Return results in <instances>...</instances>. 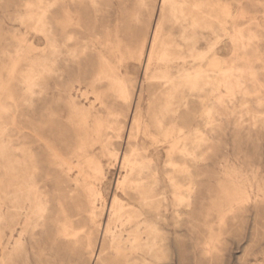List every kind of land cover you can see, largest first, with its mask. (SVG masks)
Instances as JSON below:
<instances>
[{
	"label": "rangeland",
	"instance_id": "obj_1",
	"mask_svg": "<svg viewBox=\"0 0 264 264\" xmlns=\"http://www.w3.org/2000/svg\"><path fill=\"white\" fill-rule=\"evenodd\" d=\"M52 1L0 0V132L3 127L8 130L5 137L10 144L8 151H5V157L14 163L2 168L0 164V235L4 243L0 246V264H141L138 254H123L118 257L117 254L111 253L107 249L108 241L103 238V229L94 230L93 247L96 249V255L92 257L89 254L85 240L86 234L91 231L92 223L70 222L78 218H73L77 214L87 218V201L95 198L96 204L98 203V215L103 214V217L98 216L95 218L97 221H94H100L109 228V237L110 231L121 229V224L116 219L120 212H117L115 199L128 200L130 204L134 203L132 200L145 198L151 202L154 200L155 204L163 203L164 199L169 200L167 214L170 217L162 222V244L166 254H162L161 261H153V264H264V128L261 122L254 127L255 118L261 117L264 120V103L259 105L257 102L259 99L264 100V87H254L253 77L249 75L250 70L255 71L258 76L256 80L264 83V0H188L185 10L191 19L189 18L186 24V38L195 37L196 47L201 51H207L208 45L202 42L200 31L207 33V28L211 27L221 39L217 50L207 53L204 60L198 58V52L190 51L192 43L182 42V22L169 20L168 11H162V0H155L153 10L141 9L137 0H101L102 13L99 15L92 9L89 0H61L48 14V20L56 27L59 42H63L67 34L75 35V40L68 44V48L78 49L80 58L70 61L68 66L63 64L56 67L64 72L62 77H47L49 91L37 99L33 113H28L23 105V86L19 83L31 66L38 70L43 60L50 58L49 45L36 29V21L41 12L39 8H45ZM27 2L34 6V18L25 6ZM198 2L201 5L196 11L194 5ZM63 3L72 12L78 13L77 24L68 18ZM217 14H220L219 17ZM192 19L199 22V27L190 26ZM239 32H243L246 38L255 35V43L247 49H242L239 43L233 42L235 34ZM98 34L99 38L96 37ZM108 43L109 46L106 45ZM19 44L27 49L20 62L16 59V47ZM118 46L122 54L114 52ZM163 50L170 53V63L161 61ZM103 56L109 58L117 75L125 77L132 98L131 103L118 98L111 83L102 90L109 96L110 117L104 116L107 124L111 126L106 132L110 137L109 149L118 153L117 159L104 154L99 145L92 146L82 118L70 108L63 95L66 86L61 79L65 78L67 81L74 77L77 71H83L84 64H87V69L91 72L98 73ZM123 56L125 64L124 68H121ZM232 66L237 75L238 70L244 72L247 83L245 89L251 93L246 95L240 89L234 88V103H230L225 97L228 95L226 89L218 88L216 80L220 77L216 78L211 74L214 78L212 85L204 87L202 93L192 98L188 106H182L180 111H175L178 110L179 104L175 99H179V96L169 100L168 88H163L158 80L153 78L161 77L164 73L175 75L178 69L193 71L202 67L210 74L214 70H228ZM10 76L11 78H8ZM94 96L89 95V102L93 100V104L100 105ZM171 101L173 105L167 103ZM3 102L6 105L2 104ZM209 110L215 111L220 120L216 135L206 128L210 119ZM115 114L118 118H114ZM184 127L192 131L197 128L202 130L207 142L203 148L197 150L199 157L194 163L189 157L180 155L178 150H173L169 156H172L174 167L167 164L170 158L164 149V143L169 142L168 146L176 143L178 131ZM187 145L191 146V143L188 141ZM182 146L183 143H180L177 147ZM89 155L101 164L104 179L97 177L91 168L86 169L88 166L85 159ZM124 158H138L145 162L144 172H134L132 175L130 181L135 182L133 186L131 183L123 185L124 178L129 173V167L123 164ZM17 159L22 162L18 169L15 165ZM34 171L38 174L36 181L39 192L36 196L40 193L47 195L59 213L62 223L71 225L72 228L65 232L57 219L46 223L39 230L35 242L28 247L29 262H26L20 256H11L6 248L10 232L21 229V218L19 220L17 217L18 220L13 221L16 212L12 207L17 204H8L10 199H6L5 193L8 191L13 194L17 184L24 191V182L30 179ZM86 177L89 181H86ZM151 177H158L162 188L157 186L155 178ZM168 177L175 178L174 185ZM155 186L157 188L154 189ZM90 188H97L100 194L93 197ZM178 188L184 196L194 189L190 205L175 206L174 191ZM244 190L248 192L250 199L245 198ZM163 191L166 196L162 195ZM19 201L20 205L26 202ZM34 202L35 200H32L30 205L29 215L32 218L36 216ZM176 208H179V213ZM125 211L122 213L127 219V226L124 228L126 235L137 237L140 217L132 210ZM153 213L157 215V212ZM23 219L26 221L25 216ZM107 224H110V227ZM73 235H79L80 241L76 244Z\"/></svg>",
	"mask_w": 264,
	"mask_h": 264
},
{
	"label": "bare ground",
	"instance_id": "obj_2",
	"mask_svg": "<svg viewBox=\"0 0 264 264\" xmlns=\"http://www.w3.org/2000/svg\"><path fill=\"white\" fill-rule=\"evenodd\" d=\"M137 1H138V4H139V6H140L141 9H146V10L151 9V10H153L155 8V2H156L155 0H137ZM60 2H61V0H53L52 2H49L46 7L44 6L45 8H39L41 10V12L38 14V17H37V21H36L37 22L36 23L37 28L36 29H38L39 30V33H41V35L44 36V39L46 40V42L49 45V50L51 51V55L49 56L50 58L43 60V62L39 65V69L38 70L34 69V67H32L30 65L31 67L28 69V72L26 73V75H24L22 77V79H21V81L19 83V84H21L23 86V88H21L22 89V93H23V103H24L23 105H24L26 111H28V113H31V112L33 113L34 107L36 106L37 99L43 97V95H45L49 91V89L47 87L48 84L46 83L47 77H51V76H56L58 78L62 77L61 75H63L64 72L62 73L61 70H59V69L57 70L56 67L57 66L60 67L63 64H65V65L67 64V66H68L69 65L68 63L70 61H76V60H78L80 58L79 50L78 49H69L68 48V44L71 43L73 40H75V35L67 34L66 37H65V39L63 40V42H59L58 35L56 33V27L48 20L49 19L48 18V14L52 10H54L55 6H58V4ZM89 2H90V5H91L92 9L95 11L96 14L99 15L100 13H102V5H101L102 2H101V0H89ZM187 4H188V0H162V11H168V13H169V20L170 21L172 20V21H175L177 23H181L182 22L181 32H180V36H181V38L183 40L182 42H184L185 44L186 43H192L193 46L191 47L190 51L191 52H198V58L201 59V60H204L206 58L207 53L213 52V51H216L217 50V46H219L218 44H219V41L221 39H220V36L217 34V31L214 30L211 27L207 28V30H206L207 33L203 32V31H200V36L202 38L201 39L202 42H204V43H206L208 45V50L207 51H201V50H198L197 47H196L197 46V42L194 40L195 37H194V39L193 38H190V39L186 38V30H187L186 24L188 23V19L190 18V17H188V15L186 13V10H185V7H186ZM200 5L201 4L199 2L194 5V7L196 8L195 9L196 11H197V9L200 8ZM25 6L29 8V12L30 11L32 12V18H34L35 15H34V6H33V4L30 3V2H27ZM63 6L66 8L68 18L69 19H72V21L77 24L79 22L78 13L77 12L76 13L72 12V10L66 4H64V3H63ZM222 11H224V10H222ZM192 13H194V12H192ZM219 15H218V17H219ZM203 17H205V16H203ZM213 17H214V15H213ZM209 20H210V18H209ZM21 21H23V20H21ZM24 21H25V19H24ZM189 24L193 28L199 27V22L196 19H192V21ZM191 27H188V28H191ZM106 28L109 30V26H107ZM79 31H80V29H79ZM187 32H188V30H187ZM156 33H157V31H156ZM192 33L194 34V32H192ZM193 34H191V35H193ZM187 35H188V33H187ZM99 36H100L99 34L96 35L97 38H99ZM211 36H214V37H211ZM114 37H116V36H114ZM255 39H256V36L255 35H251L250 37L246 38V36L243 34V32H239V33L235 34L234 41L233 42L234 43L235 42L236 43H239L240 44V47L242 49H247V47L252 46V44L255 43ZM106 45L109 46V43L106 44ZM152 47H153V45H152ZM37 48H40V47H37ZM105 48H103V49H105ZM101 51H99V52H101ZM151 51H152V49H151ZM176 51H178V50L176 49ZM176 51H174V52H176ZM26 52H27L26 47H24L21 44H19L16 47V59L18 61L21 60V58L25 57ZM114 52H117L119 54H122V50L120 49V46H118V48ZM168 53L163 50V53L160 55L162 62H168V63H170L169 61L172 60V58L169 59L168 56H170V55H168ZM109 54H111V52ZM177 58H175V59H177ZM98 61H99V59H98ZM116 62H118V61H116ZM30 64H32V63H30ZM124 64H125V58L123 56L122 57V61L120 62V65H121L120 67L121 68H124ZM217 64L218 63L216 62L215 65H217ZM17 65H18V63H17ZM15 67H17V66H15ZM233 67L234 66H232L228 70H225V69L224 70H221V71L220 70L219 71L214 70L210 74H208L209 72L206 71V70H204L202 67H199V68H197V69H195L193 71H191V70H185V69H178V71H177V73L175 75H170L169 73H164L163 76H161V77L158 76V78H157L155 76L153 78L155 80H158L157 82H159L162 85L163 88H168V91H169L168 92V98H169V100H172L176 96H179V99H175V100H178L179 101L178 110H175V111H180V109H181L182 106H188L189 105L190 100L192 98L194 99V98L197 97V95L199 96L200 93H202V91L204 90V87H207V86L212 85V81H213L214 78H213V75L211 76V74H214L216 76V78L217 77H220V79L218 78L216 80L217 85H218V88L219 89L220 88L226 89V91L228 92V95L227 96L224 95V96L227 98V100L230 103H234V98H235V95H236V94H234V88L240 89L241 92H243L246 95H251V93L247 89H245V87H247V86H245V84H247V83H245L244 72L241 71V70H238L237 71L238 72V75H237L235 73V69ZM146 69H147V66H146ZM214 69H216V67H214ZM10 71H12V70H10ZM254 72L251 71V70H250V73L247 72V73H249V75L251 77H253V80L254 81H252V82L254 84V87H255V85H260L261 87H264L263 86L264 83L262 84L261 81L256 80V79H258L257 78L258 76H256V74ZM8 78H11V76L8 77ZM61 80H63L64 86H66V89L64 90V93H63L64 98L70 104V108L74 109V112H76L78 114V116L82 118V122H83V124L87 128L88 139L93 144L92 146L99 145L101 147V149H102V152L104 154H106L107 156L110 155V156H112V157H114V158L117 159L118 153H116V151H114V150L109 149V138L110 137H109V135H107L106 132H107V130H109V126L110 125H108L107 122H106V120L104 119V116H107V117L109 116V96L105 93V91H102V90H103V87H105V86H108L109 87V83H111L113 85V90H115V92H116L115 95L118 98H122L127 103H129V102L131 103L132 98H131V94H130V91H129V85L127 84V81H126L125 77L123 75H117L114 72V70L112 69V66H111V64L109 62V58H107L106 56H103L102 57L101 70L98 73L93 72V71L91 72L90 70L87 69V64H84L83 65V71H77L76 75L74 77L68 79L67 81L65 80V78L64 79H61ZM7 87H8V84H7ZM9 88H10V86H9ZM4 89H5V87H4ZM91 94L95 95L94 97H96L95 99H96V101L99 102L100 105L93 104V103H95V102H93V100H92V102H89L90 101L89 100L90 99L89 98V95H91ZM240 94H242V93H240ZM106 96H107V98H106ZM168 98H166V100ZM263 101L264 100L259 99L257 102H259V105H261L262 103H264ZM7 102H8V100H7ZM241 102H242V100H241ZM167 103H171L172 104V101L171 102H167ZM219 103H218V105H220ZM2 104H4V102ZM4 105H6V104H4ZM7 107L8 106H5V108H7ZM168 108H169V106H168ZM170 109H171V107H170ZM5 112H6V109H5ZM11 112H12V110H11ZM209 112H210V110H209ZM214 112L215 111H211L208 114V111H207V114L209 115V118L210 119H209V121L207 120L208 122L206 123V128H208V130L210 131L211 134H215L216 135V131L218 129L217 126H218V123H220L219 122L220 120L218 119L219 117L217 118V116L215 115ZM167 115H168V112H167ZM219 115H220V113H219ZM222 115H223V113H222ZM117 116L118 115H116L114 118H116ZM253 119H254V117H253ZM258 122H261L262 127L264 128V120L261 119V117L254 119V127H256L258 125ZM240 127H241V125H240ZM110 128H111V126H110ZM241 128L243 129V127H241ZM169 129H171V128H169ZM254 130H255V128H254ZM7 132H8V130H7L6 127H3L1 129V132H0V164H1V168L2 167H7L8 165H11L13 163L11 159L10 160L9 159L6 160V157H5V155H6L5 154V151L7 150L8 146L10 144V142L7 141V139L5 137L8 134ZM263 132H264V130H263ZM167 134H168V132H167ZM178 134H179V136L176 138L177 142L175 141L176 143H173L172 146L171 145L170 146L167 145L169 142H165L164 143V149L167 151L168 156L171 155V152L176 149V151L178 150L177 152H179L180 155H182L183 157H189L191 159L192 163L197 162L198 161V157H199V155H197V150H200L201 148H203V145H205L206 142H207L206 138H204V136H205L204 135V132L202 130L198 129V128L196 130L192 131V130L188 129L187 127H184V128L179 129ZM200 134H202V135H200ZM170 140H172V139L170 138ZM85 141H87V140H85ZM188 141L191 143V146L190 145L189 146L187 145V142ZM180 143H183V146L180 147V148H178L177 146ZM81 144L82 143H80V146H81ZM49 152H51V151H49ZM71 153L72 152H70V154ZM86 155H88V154H86ZM127 158H124L123 164L126 165L127 168L129 167V173L125 176L123 185L124 184L127 185V184L131 183L130 179L133 178L132 175L134 174V172L143 173L144 172V167H145V162L143 160L138 159V158H136L134 160H129ZM169 158L170 159L168 160L167 164L173 166L175 163H173L172 156H169ZM19 159H17V161L15 162L16 169H18L17 167H19V166L22 165V162ZM55 160H56V158H55ZM85 160H86V163H87L86 165L88 166L86 169L91 168L93 171L96 172V174L98 175L97 177H100V179L101 178L104 179L102 177L103 176V169H102L101 164L99 162H97L95 160V158L92 157V156H90V155L89 156H86V159ZM15 165H14V168H15ZM9 167L7 169H9ZM174 167H175V165H174ZM174 167H173V169H174ZM176 167H177V165H176ZM36 168H38V167H36ZM60 170H61V167H60ZM25 171L26 170H24V172ZM90 172L91 171H89V173ZM186 173L188 174V171ZM92 175H95V174H92ZM135 175H137V174H135ZM21 176H24V175H21ZM139 176H140V174H139ZM88 177H86L87 178L86 181H89L88 180ZM97 177H96V179H97ZM37 178H38V174H37L36 171H34V174L32 176H30V179H28L27 181L24 182V185L26 186L25 189H24V191H23L22 187H20V185L17 184V189L16 190L14 189L15 191L13 192V194H12V192H8V191L5 193L6 194V199H10L9 202H8V204L10 202H12V204H13V202L15 204H17L16 206H13L12 207V208L15 209V212H16V213L14 212L15 214L13 213L15 215V217L13 216L14 218H12L13 221H16L17 217H19V220L21 218V220L19 222V225L21 226V229L20 230L14 229V230H12L10 232V235H9V238H8V243H7L6 248L9 250V253H10L11 256H15V255L20 256V258L24 259V261H26V262H29V254H28V251L29 250H28V247L30 246V244H32V243L35 242V239H36V236H37L39 230L46 223L51 222L52 219H57L58 223H60L62 225V227H63V229H64L65 232H67L68 229L71 227V225H68L66 223H62V221L60 219V216H59V213L56 211V209L53 206L52 202L47 198V195H45L44 193H40V195L36 196V193L39 192V188L37 186V181H36ZM65 178H69V177H65ZM83 178H85V177H83ZM154 178H152V179H154ZM75 179H76V177H75ZM169 179H170L169 180L170 183L172 185H174L175 184V178L174 177H170ZM256 179H257V177H256ZM19 180H20V178H19ZM69 180H71V178ZM73 180H74V178H73ZM83 180H85V179H83ZM13 181H14V179H13ZM15 182H17V181H15ZM150 182H152V181H150ZM141 183L142 184L143 183L146 184L145 182H141ZM141 183H139V184H141ZM131 184L133 186V184H135V182H132ZM148 184H150V183H148ZM155 184L157 186H160L161 185V182H160V180H159L158 177L155 178ZM87 187H89V186H87ZM144 187H145V185H144ZM12 188H14V187H12ZM76 188L77 187H75V189ZM80 188H81V185H80ZM152 188H153V186H152ZM155 188H157V187L155 186L154 189ZM90 189H92V188H90ZM158 189H159V187H158ZM83 190H84V188H83ZM142 193H143V196H144V192H142ZM193 193H194V189L192 191L189 190L188 195L187 196H184L183 195L184 193L182 194L180 192V188H178L176 191H174V197L176 199L175 200V206L190 205L191 202H192L191 195ZM99 194L100 193H99V191H97V188L92 189L91 195L93 197H96ZM243 194L246 196V197L244 196L246 199H250L249 198L250 196H249L248 192H246L244 190L243 191ZM73 195H74V192H73ZM162 195L163 196H166V192L163 191ZM87 199H89V198H87ZM95 199L94 200H92V199L90 200L89 199L90 201H87V203L89 202V204H88L89 207L87 206L88 207V211H87L88 217L87 218L86 217L84 218V216H80L81 214H77V215L73 216V218H76V217H78V218H76L74 221L71 220V222H70L71 224H73V223H79L81 221H89V222L92 223V225L90 226L91 227V231L86 234V240H85L87 242L86 244H87V247H88L89 254L92 257H94L96 255V249L93 247V243H94L93 242V237L95 235V234H93V232H94V230H98L99 231V230H102L103 229V231H104L103 238H104V240L106 239V241H108V248L107 249L110 250L111 253L117 254L118 257H119V255H123V254H126V255L138 254L139 255L138 257H139V260L141 261V264H153V261H155V263H158L159 261H161L162 254L163 255L166 254V251L164 252V248H163V244H162L164 242V239L162 237V232H163L162 222L168 220L169 217H170L167 214L168 211H169V200H165L164 199V200H162L163 203H161V204H155L153 202L154 200L151 202V200H148V199L145 198L144 200H132L134 203L130 204V203L127 202L128 200L127 201H124V200H116L115 199V203H116V205L118 207V211L117 212H120V215H117V218L116 217L115 218L121 224L120 225L121 226L120 227L121 229L120 230L110 231V237H109V228L107 226H106L107 227L106 228L104 225H102L100 221H99V223L95 222V221H97V220H95L96 217H98V216H100V218L103 217V214L98 215V207H97V204L98 203L96 204V201L97 200H95ZM19 200H26V202H24V204L20 205V201ZM32 200H35V202H34V204H35V207H34L35 208V212L34 213H36L35 218H32L31 215H29L30 212H31L30 205L32 204ZM243 202H245V201H243ZM245 204H247V203H245ZM100 208H102V207H100ZM178 209L176 210L177 213H179V210ZM180 209H181V207H180ZM125 210H128V211L129 210H132L133 213H135L137 216L140 217V219H139L140 220L139 229L137 230L138 231V236L137 237H136V235H134L133 237H131V234L130 235L129 234L126 235L127 232L125 231L124 228H125V226H127V225H125L126 224V221L125 220H127V219H126V217L123 216V213H122ZM180 211H182V210H180ZM153 212H157V215H155ZM99 213H101V212H99ZM126 214H128V212H126ZM23 216H25L26 221H24ZM129 216H131V215H129ZM180 219H181V216H180ZM1 220H2V216H0V221ZM128 221H127V224H128ZM67 223H69V222H67ZM112 223L114 224V222H112ZM116 223H117V221H116ZM132 224H135V223L132 222ZM118 228H119V225H118ZM134 230L136 231V229H134ZM0 232H2V231H0ZM73 236H75V235H73ZM78 236L79 235H76L75 236V240H74L75 244L80 241V238ZM3 244L4 243L2 242V238H1V235H0V246H2ZM3 264H5V263H3ZM132 264H134V263H132Z\"/></svg>",
	"mask_w": 264,
	"mask_h": 264
}]
</instances>
